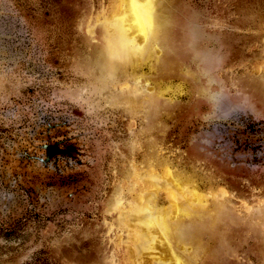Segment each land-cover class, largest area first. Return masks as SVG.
Segmentation results:
<instances>
[{
  "label": "rangeland",
  "instance_id": "1",
  "mask_svg": "<svg viewBox=\"0 0 264 264\" xmlns=\"http://www.w3.org/2000/svg\"><path fill=\"white\" fill-rule=\"evenodd\" d=\"M164 2L183 12L176 52L197 82L174 78L154 97L149 65L94 80L87 22L106 0H0V264H143L151 251L132 252L119 206L141 193V170L150 190L153 170L167 183L192 175L212 189L203 198L224 192L233 225L220 263H261L264 0ZM147 157L174 165L144 170Z\"/></svg>",
  "mask_w": 264,
  "mask_h": 264
},
{
  "label": "bare ground",
  "instance_id": "2",
  "mask_svg": "<svg viewBox=\"0 0 264 264\" xmlns=\"http://www.w3.org/2000/svg\"><path fill=\"white\" fill-rule=\"evenodd\" d=\"M182 15L180 11L172 12L164 0H106V7L87 22L89 45L93 42L96 46L89 60L99 71L95 82H104L115 65L126 77L136 76L149 65L148 73L141 78L152 84L154 97H162L170 91L174 78L180 83L196 81L195 73L184 67L183 57L176 52ZM194 61L197 73L207 78L205 90L208 92L212 85L210 69L200 59ZM256 88L264 94V83ZM121 102L129 110H136L135 100L127 102L122 97ZM142 163L144 170L150 165L166 169L174 165L172 161L156 157L143 158ZM141 172L132 177L133 185L139 184L141 193L134 196L129 207L119 205L121 220L127 219L134 229L132 252L151 251V257L143 264H221L222 250L227 246V230L233 225L231 211L223 198L225 193L203 198L202 195L211 194L212 189L192 186L195 180L192 175L169 174L167 183L153 170L149 171L154 181L150 190L142 184ZM161 190L168 194L162 202L157 197ZM253 249L260 264H264V230Z\"/></svg>",
  "mask_w": 264,
  "mask_h": 264
}]
</instances>
